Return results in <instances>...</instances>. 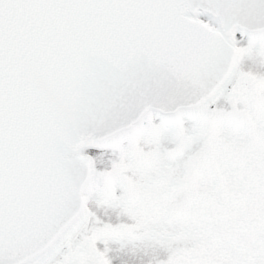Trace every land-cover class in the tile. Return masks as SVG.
<instances>
[{
	"label": "snow or ice",
	"instance_id": "1",
	"mask_svg": "<svg viewBox=\"0 0 264 264\" xmlns=\"http://www.w3.org/2000/svg\"><path fill=\"white\" fill-rule=\"evenodd\" d=\"M0 264H264V0H0Z\"/></svg>",
	"mask_w": 264,
	"mask_h": 264
}]
</instances>
